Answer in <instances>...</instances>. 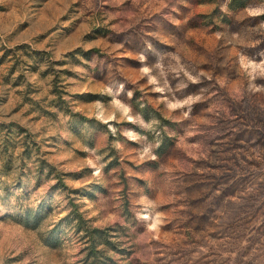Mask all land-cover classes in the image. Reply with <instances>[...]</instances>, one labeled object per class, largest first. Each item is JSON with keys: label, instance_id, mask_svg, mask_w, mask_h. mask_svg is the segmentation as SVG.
I'll list each match as a JSON object with an SVG mask.
<instances>
[{"label": "rangeland", "instance_id": "374dc122", "mask_svg": "<svg viewBox=\"0 0 264 264\" xmlns=\"http://www.w3.org/2000/svg\"><path fill=\"white\" fill-rule=\"evenodd\" d=\"M232 1L0 0V264H84L71 200L125 264H264V0Z\"/></svg>", "mask_w": 264, "mask_h": 264}, {"label": "trees", "instance_id": "16d2710c", "mask_svg": "<svg viewBox=\"0 0 264 264\" xmlns=\"http://www.w3.org/2000/svg\"><path fill=\"white\" fill-rule=\"evenodd\" d=\"M238 2L237 0H233L232 4ZM239 8H243L244 4L238 5ZM79 117V115H76ZM85 119L82 118L81 121ZM56 173L57 182L53 185L52 189L54 190H67L66 185L62 181L59 173L56 172L53 166L46 164L44 162L40 163L36 168V173L38 178L42 175H46L47 177ZM0 185H2L3 191L8 192V188L5 185V182L0 181ZM5 185V186H4ZM70 211L67 216L63 219L71 220L75 223L77 231L82 232V239L86 241L87 246L84 248L86 252L84 258V264H125L123 257L120 259H116V256L111 254H120L121 256L124 254L121 251L120 244L118 242L119 233L116 227H108V228H93L88 222L83 218L82 213L79 211V207L72 200L69 202ZM42 206L38 207L37 210L33 208L25 207L23 211V216L21 222L24 226L29 228H35L39 225L41 220V210ZM59 229V225L56 227L53 233Z\"/></svg>", "mask_w": 264, "mask_h": 264}]
</instances>
